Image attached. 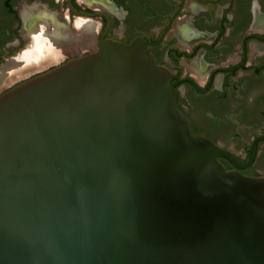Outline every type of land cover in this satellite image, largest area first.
Here are the masks:
<instances>
[{
  "label": "water",
  "instance_id": "water-1",
  "mask_svg": "<svg viewBox=\"0 0 264 264\" xmlns=\"http://www.w3.org/2000/svg\"><path fill=\"white\" fill-rule=\"evenodd\" d=\"M156 44L102 37L0 95V264H264V177L239 172L264 136L244 165L193 134Z\"/></svg>",
  "mask_w": 264,
  "mask_h": 264
},
{
  "label": "flooded vegetation",
  "instance_id": "flooded-vegetation-1",
  "mask_svg": "<svg viewBox=\"0 0 264 264\" xmlns=\"http://www.w3.org/2000/svg\"><path fill=\"white\" fill-rule=\"evenodd\" d=\"M102 37L158 43L148 51L169 63L177 109L192 130V115L202 114L213 135L197 134L247 164L264 136V0H0V95L97 50ZM48 51L53 62L39 55ZM239 172L264 177V141Z\"/></svg>",
  "mask_w": 264,
  "mask_h": 264
},
{
  "label": "bare ground",
  "instance_id": "bare-ground-1",
  "mask_svg": "<svg viewBox=\"0 0 264 264\" xmlns=\"http://www.w3.org/2000/svg\"><path fill=\"white\" fill-rule=\"evenodd\" d=\"M49 52H50V51L45 52V53H41V52H40L39 55H40L41 58H51L50 61L53 62V60H52V55H53V53H49ZM43 55H44V56H43ZM53 56H54V55H53ZM50 61H49V63H51ZM42 67H44V65H43ZM42 67H36V68H34V70H38V69H40V68H42ZM28 73H29V72H27V74H28ZM25 75H26V74H25ZM14 79H15V78H14ZM10 80H11V79H10ZM11 81H12V80H11ZM9 83H10V82H9ZM9 83H8V84H9Z\"/></svg>",
  "mask_w": 264,
  "mask_h": 264
},
{
  "label": "trees",
  "instance_id": "trees-1",
  "mask_svg": "<svg viewBox=\"0 0 264 264\" xmlns=\"http://www.w3.org/2000/svg\"><path fill=\"white\" fill-rule=\"evenodd\" d=\"M192 131H193V134L198 135V134H197V133H198L197 131H195V130H192Z\"/></svg>",
  "mask_w": 264,
  "mask_h": 264
}]
</instances>
